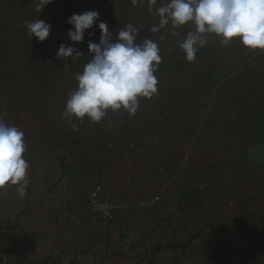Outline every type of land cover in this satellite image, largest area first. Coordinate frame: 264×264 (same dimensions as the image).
Here are the masks:
<instances>
[{"label": "crops", "instance_id": "obj_1", "mask_svg": "<svg viewBox=\"0 0 264 264\" xmlns=\"http://www.w3.org/2000/svg\"><path fill=\"white\" fill-rule=\"evenodd\" d=\"M34 9L0 0V116L25 133L29 165L23 197L0 188V264H264V52L209 37L186 61L189 27L152 33L147 0ZM89 10L100 20L72 42L69 18ZM39 18L44 42L26 28ZM100 21L159 45L157 93L135 115L62 118ZM61 44L82 57L56 59ZM96 186L115 206L107 225L87 212Z\"/></svg>", "mask_w": 264, "mask_h": 264}, {"label": "clouds", "instance_id": "obj_2", "mask_svg": "<svg viewBox=\"0 0 264 264\" xmlns=\"http://www.w3.org/2000/svg\"><path fill=\"white\" fill-rule=\"evenodd\" d=\"M52 0H35V12L41 13ZM143 0H131L133 6ZM149 10L158 22L150 27L152 33L161 29L176 30L189 27L178 47L186 61L195 60L199 49L209 44V37L222 46L238 41L253 52H264V0H147ZM100 20L96 11L73 14L68 23L72 28L68 37L72 42H83L87 30ZM29 36L44 42L49 38L51 25L42 19L26 23ZM99 43H88L90 59L83 71L75 75L77 87L70 93L62 118L71 120L88 118L101 122L109 111H127L135 115L140 99H151L158 89L154 73L161 63L159 45L152 39L137 43L138 29L131 23L118 32L109 31L100 21ZM91 37L94 33L89 32ZM165 39L164 36L160 37ZM82 54L74 47L61 44L56 59L75 61ZM68 63L65 68L67 69ZM25 133L17 126L5 122L0 116V188L18 186L20 197L26 193L29 165L25 154Z\"/></svg>", "mask_w": 264, "mask_h": 264}, {"label": "built area", "instance_id": "obj_3", "mask_svg": "<svg viewBox=\"0 0 264 264\" xmlns=\"http://www.w3.org/2000/svg\"><path fill=\"white\" fill-rule=\"evenodd\" d=\"M8 3L14 2L15 0H5ZM21 2L29 0H18ZM115 206L102 195L100 187L96 186L89 191L87 197V212L92 220L99 221L103 224L110 223ZM1 250V247H0Z\"/></svg>", "mask_w": 264, "mask_h": 264}]
</instances>
